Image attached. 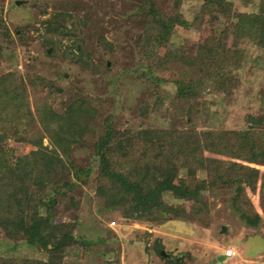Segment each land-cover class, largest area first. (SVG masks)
Returning <instances> with one entry per match:
<instances>
[{"label":"trees","instance_id":"16d2710c","mask_svg":"<svg viewBox=\"0 0 264 264\" xmlns=\"http://www.w3.org/2000/svg\"><path fill=\"white\" fill-rule=\"evenodd\" d=\"M180 3L171 0L164 9L162 0L140 1L137 65L132 71L146 84L138 116L165 109L163 84L171 82L169 105L179 110L187 126L120 127L111 114L100 117L83 87L59 92L47 79L42 84L58 95V104L36 100L31 106L17 70L0 73V230L22 233L19 241L0 236V244L7 247L0 251V264H63L69 247L87 246L88 241L75 236L76 219L61 218L57 211L60 200L77 205L75 195L83 186L92 189L99 213L118 210L124 223L199 220L208 213L202 192L219 189L231 191L230 207L246 226L262 222L264 116L247 115L239 128L198 129L193 124L198 112H204L206 94L227 96L239 82L235 71L245 62V50L230 45L231 36L235 41L250 39L260 50L255 59L264 61V0L251 11H240L232 0H201L190 21ZM226 18L231 22L223 26ZM40 21L47 55H58L91 74L109 69L105 62H95L86 48L83 21L65 11ZM204 24L206 38L197 41L193 53L171 41L175 27L199 32ZM0 26L1 58L11 35L1 18ZM17 37H22V29ZM65 38L71 41L62 45ZM98 41L112 50L103 37ZM9 140L30 148L10 155L5 149ZM17 243L32 253L14 254ZM145 248L164 264H186L184 254L180 259L160 254V237Z\"/></svg>","mask_w":264,"mask_h":264},{"label":"rangeland","instance_id":"374dc122","mask_svg":"<svg viewBox=\"0 0 264 264\" xmlns=\"http://www.w3.org/2000/svg\"><path fill=\"white\" fill-rule=\"evenodd\" d=\"M0 0V18L7 26L11 40L7 41L0 58V73L16 69L25 81L30 105L36 100H47L58 104V95L49 92L42 84L43 79L51 80L53 88L63 89L81 86L94 99L100 117L111 114L115 124L122 126L178 127L189 123L179 112L169 105L173 92L171 82L163 84L165 109L138 116L136 107L144 96L146 84L136 78L132 71L137 65L134 43L141 27V0ZM171 0H162L168 9ZM201 0H181L180 11L190 21L198 10ZM240 11H251L258 0H232ZM65 11L83 21L85 45L93 60L108 64L97 74L73 64L58 55L49 56L41 43L42 28L40 19L50 13ZM226 18L223 26L230 24ZM39 28V30L36 29ZM206 24L201 31L175 27L171 41L183 43L186 52L193 53L197 41L206 38ZM22 29V37L17 34ZM0 30H2L0 26ZM103 37L112 46L106 50L98 41ZM4 36L0 33V43ZM72 39V38H71ZM5 41V40H4ZM71 40L65 38L62 45ZM230 45L245 50V62L235 72L238 84L229 95L223 93L206 94L204 112H198L194 127L239 128L245 125L247 115L264 116V61H257L260 50L250 39L244 37L237 41L231 36ZM168 109V110H167ZM47 139H43V144ZM10 155L29 150L30 146L15 140L5 143ZM230 190L219 189L208 194L202 192L201 198L208 202V213L199 220L168 219L163 225L151 226L131 222L124 223L119 211L99 213L96 199L89 186L75 195L77 205L60 200L57 211L61 218L76 219L74 228L78 239L88 241L83 247L75 244L67 249L63 264H164L159 261L146 245L160 237L164 251L173 258L184 256L186 264H264V219L255 227L246 226L230 207ZM166 197H172L166 194ZM184 209L187 204L184 203ZM144 231L150 234H145ZM11 241H19L21 232L5 234ZM233 247L242 255L217 262L215 256L222 250ZM6 244H0V251ZM23 246L16 245L14 254L21 255ZM11 252V251H10Z\"/></svg>","mask_w":264,"mask_h":264},{"label":"built area","instance_id":"2783aa9c","mask_svg":"<svg viewBox=\"0 0 264 264\" xmlns=\"http://www.w3.org/2000/svg\"><path fill=\"white\" fill-rule=\"evenodd\" d=\"M223 254L226 256V258H232L235 256L242 255V252L235 250L233 247H228L224 250Z\"/></svg>","mask_w":264,"mask_h":264},{"label":"water","instance_id":"95a60500","mask_svg":"<svg viewBox=\"0 0 264 264\" xmlns=\"http://www.w3.org/2000/svg\"><path fill=\"white\" fill-rule=\"evenodd\" d=\"M21 1L20 0H16L15 1V3H17V4H19ZM160 254L162 255V256H165V257H168V253H166L165 251H164V249H162L161 251H160ZM226 259V256L223 254V253H218L216 256H215V260L217 261V262H222V261H224Z\"/></svg>","mask_w":264,"mask_h":264},{"label":"crops","instance_id":"0c3cea01","mask_svg":"<svg viewBox=\"0 0 264 264\" xmlns=\"http://www.w3.org/2000/svg\"><path fill=\"white\" fill-rule=\"evenodd\" d=\"M223 252H224V250L221 251V253H223ZM226 259H230V258H226Z\"/></svg>","mask_w":264,"mask_h":264}]
</instances>
